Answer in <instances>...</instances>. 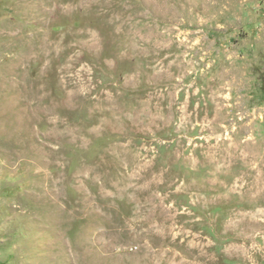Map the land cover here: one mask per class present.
Segmentation results:
<instances>
[{"label":"rangeland","instance_id":"rangeland-1","mask_svg":"<svg viewBox=\"0 0 264 264\" xmlns=\"http://www.w3.org/2000/svg\"><path fill=\"white\" fill-rule=\"evenodd\" d=\"M0 264H264V0H0Z\"/></svg>","mask_w":264,"mask_h":264}]
</instances>
